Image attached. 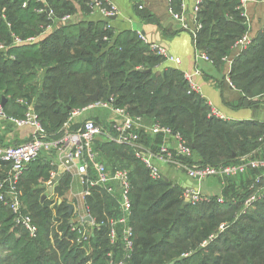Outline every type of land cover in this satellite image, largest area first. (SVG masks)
Here are the masks:
<instances>
[{
    "label": "trees",
    "instance_id": "1",
    "mask_svg": "<svg viewBox=\"0 0 264 264\" xmlns=\"http://www.w3.org/2000/svg\"><path fill=\"white\" fill-rule=\"evenodd\" d=\"M47 1L48 6L38 0H0V44L5 46L0 49V104L5 97L8 116L23 117L31 104L48 139L59 140L78 130L73 123L64 127L74 111L111 102L180 133L193 151L184 158L191 165L236 163L260 147L264 122L212 115L209 103L191 91L182 70L160 69L166 58L136 30L117 34L104 21H82L42 34L55 21L39 8H51L56 20L73 11L70 0ZM177 1L176 11L181 9ZM139 13L144 20L156 21L146 9ZM197 16L201 28L196 45L212 61L224 62L248 30L242 0H204ZM36 36L38 40L27 41ZM230 80L243 94L237 107L264 102V28L233 60ZM96 92L97 102L89 97ZM105 128L110 137L102 134V141H94L96 160L111 171L128 170L131 182L129 224L135 236L127 264H264V192L246 203L258 182L254 188L234 192L233 199L206 196L185 204L184 186L163 175L152 177L135 148L118 142L110 124ZM154 136L161 140V134ZM143 137L148 136L141 132ZM8 167L0 157V180ZM56 169L40 156L21 178L22 209L38 225L36 237L18 226L10 208L0 203V264H108L111 250L114 261L120 260L125 255L121 242L113 245L109 239V221L121 215L120 193L87 184L90 194L85 203L93 228L76 227L67 199L42 200ZM70 179L60 178L62 185L54 189L60 197Z\"/></svg>",
    "mask_w": 264,
    "mask_h": 264
},
{
    "label": "crops",
    "instance_id": "2",
    "mask_svg": "<svg viewBox=\"0 0 264 264\" xmlns=\"http://www.w3.org/2000/svg\"><path fill=\"white\" fill-rule=\"evenodd\" d=\"M72 2L73 11L70 14L71 20L69 23H79L82 21H104L107 20L97 10L89 9V1L70 0ZM118 9V13L111 20L112 29L119 34L125 30H136L143 34L148 43H155L165 48L166 51L174 58L180 59L177 64L171 60L165 59L160 65V69L165 67H174L182 70L185 75H191L193 81L199 88L198 94L203 97L211 107L220 111L227 119L233 120H255L264 122V102L250 108L237 107V103L242 98L243 94L237 89L230 80V71L233 60L239 55L241 48L236 46L227 56V59L222 63L204 59L200 56L201 51L194 40L192 33L194 25V8L197 0H180L181 9L174 10L175 1L177 0H109ZM178 2V1H177ZM244 13L247 17L248 30L246 35L251 39L258 36L264 28V0H242ZM138 5V7H137ZM143 5V8H140ZM139 9H146L155 22L144 20ZM181 16L176 18L175 15ZM64 25L63 22L56 20L51 31ZM155 52V51H154ZM206 54V53H205ZM258 98L256 97L255 100ZM1 105V104H0ZM77 114L74 116L73 124L77 125L78 129L88 120H94L97 124L102 123L105 128L106 124H112V121L117 117L116 112L109 107H103L97 103L90 106L76 110ZM105 125V126H104ZM154 123L147 117H142L141 132L148 136L143 137V145L147 150L157 152L160 145L164 142L156 140L155 134L152 132ZM77 130V129H76ZM75 131V130H73ZM33 132V128L29 125L16 127L8 121L0 120V150L9 145H19L27 142ZM108 132V131H106ZM102 135V134H101ZM99 135L98 140L102 141L103 137ZM106 135V134H104ZM110 137V134L106 135ZM160 137V136H159ZM96 138V139H97ZM262 144L250 156L253 159L264 157V139H261ZM167 144L174 147V138H168ZM60 149H52L41 154V158L45 161H50L57 169L53 171V177L62 173L68 175L70 179L69 187L64 188V196L60 197L59 193L53 190L49 191L48 183L43 194L47 195L48 199L60 198L69 200V203L74 204V214L72 219L76 225H81L92 230L94 219L89 213L85 197L89 189L85 180L87 177L95 178L96 171L92 166L87 170V176L81 170L82 162L76 160L77 166H68L63 158L68 156L70 150L69 146L62 144ZM242 156L240 160L243 158ZM239 160V161H240ZM153 163L159 168L162 175L172 182L181 184L187 190L198 191L201 195L207 197H218L224 199L227 195L228 199L234 198V192H243L247 189L254 188L257 184L259 170L249 169L246 173L236 177H225L221 175H214L204 178L203 180L191 179L187 172L178 165L170 164L160 158H154ZM109 170V169H108ZM111 173L114 171L109 170ZM62 178V177H61ZM62 185L58 181L56 186ZM116 192L120 193V183L113 182ZM254 186V187H253ZM71 198V199H70ZM87 216L92 217V221L87 220ZM87 222V223H86Z\"/></svg>",
    "mask_w": 264,
    "mask_h": 264
},
{
    "label": "built area",
    "instance_id": "3",
    "mask_svg": "<svg viewBox=\"0 0 264 264\" xmlns=\"http://www.w3.org/2000/svg\"><path fill=\"white\" fill-rule=\"evenodd\" d=\"M42 1L46 6H48L47 0H38ZM204 0H197L196 6L194 8V25L195 27L192 30L194 40L196 42V37L201 24L197 21L198 11ZM26 3H24V6ZM89 6L93 10L99 11L104 18L107 20V28H111L110 20L117 15V7L109 0H90ZM140 8H143V5H140ZM40 13L45 12L47 19L56 21L54 17V11L51 8H39ZM176 18H181V16L175 15ZM71 15L66 14L59 21L67 23L71 20ZM53 24L50 23L47 25L42 34L52 30ZM141 38L147 41L146 37L143 34H140ZM39 37H32L27 41L33 42L38 40ZM107 39V37L105 38ZM17 43H21L22 39L18 36L15 37ZM252 39L245 35L240 41H238L237 46L242 49L246 48ZM5 46L0 44V49H4ZM151 49L157 54L163 55L167 60H171L179 64L181 61L178 58L172 57L165 48L161 47L158 44L151 43ZM200 56L204 59L210 60V57L201 53ZM224 60L227 57L223 58ZM186 78L189 81L191 91L196 93L199 92L198 86L192 79L191 75L186 74ZM98 105L103 107L112 108L117 117L112 121V128L117 132V141L130 145L135 148V154L140 158L147 167L150 169L151 176L154 178H160L162 173L157 166L154 165L153 159L160 158L163 161L175 164L183 168L188 176L194 180H203L209 176L221 175L225 177H236L241 174L246 173L249 169L262 170V174L258 175L259 184L264 181V157L259 159H253L249 155L244 156L240 161L232 164H221L217 166H201V165H191L184 158L192 155L193 151L191 147L186 143L180 133L173 132L169 127L154 124L152 127V132L156 134H161L163 136L164 142L160 145L157 152L147 150L141 141V124L142 117L131 115L126 109L120 107H114L111 102H99ZM210 106V105H209ZM211 114L215 117L227 119L220 111L211 107ZM77 114L74 111L69 119L64 123V127H69L73 121L74 116ZM0 120L8 121L16 127H21L29 125L33 128L32 135L30 139L19 145H9L0 150V157L7 165L6 176L0 180V203L7 205L12 213L15 216V222L18 226H21L23 229L27 230L30 236L36 237L38 233V225L34 222L33 218L24 212L22 209L21 202V192H20V182L24 174V171L28 165L34 160L38 159L42 152L50 151L52 149L62 148V144H65L72 148L68 156L74 162L80 160L82 162L81 170L87 176V170L91 166L96 171V177L90 178L87 177L85 182L89 186H100L105 189L108 193H116V188L113 185L114 181L120 183V210L121 215L118 218L110 219V232L109 239L113 245H116L118 242H121V246L125 252V255L118 261L113 259V250L109 252L110 261L108 264H127V261L130 257V254L134 246V227L129 224V219L132 214V206L130 200V191H131V182L129 171L126 169H117L111 173L105 164L96 160V155L94 152V141L101 134L108 135V132L97 124L94 120L86 121L83 126L78 130L68 132L59 140L48 139V134L43 127L37 113L34 110L33 105L29 104L28 109L23 117H11L6 114L2 105H0ZM168 138H174L175 144L174 147H170L167 144ZM264 139V136L261 138ZM264 191V186L261 187ZM87 194H90L88 189ZM206 196L201 195L198 191L187 190L185 193V199L188 202L197 203L203 200ZM259 199L256 195L251 196L247 200V204H251ZM223 201V199H220ZM121 228V231L119 229ZM224 226L222 227V229ZM84 234H86L84 232Z\"/></svg>",
    "mask_w": 264,
    "mask_h": 264
},
{
    "label": "water",
    "instance_id": "4",
    "mask_svg": "<svg viewBox=\"0 0 264 264\" xmlns=\"http://www.w3.org/2000/svg\"><path fill=\"white\" fill-rule=\"evenodd\" d=\"M90 59V58H89ZM149 71V70H148ZM93 101H95V102H97L98 100H99V97H98V92H96V93H94V94H92V95H90L89 96ZM5 101H6V98L4 97L3 98V101H2V106L4 107V104H5ZM63 161L68 165V166H72V165H74V162H73V160L71 159V157L70 156H65L64 158H63ZM62 177V173H58V174H56L49 182H48V188H49V191L50 192H53V190H54V186H55V184L60 180V178ZM47 198V195L46 194H43L42 195V200H44V199H46ZM62 200H60V202H61ZM185 204L186 203H188V201L187 200H185V202H184ZM68 207H69V214L70 215H72L73 214V212H74V204L73 203H68ZM179 212H177L176 213V218L179 216ZM87 220H89V221H92V217L91 216H87ZM73 222V220H71V223Z\"/></svg>",
    "mask_w": 264,
    "mask_h": 264
},
{
    "label": "rangeland",
    "instance_id": "5",
    "mask_svg": "<svg viewBox=\"0 0 264 264\" xmlns=\"http://www.w3.org/2000/svg\"><path fill=\"white\" fill-rule=\"evenodd\" d=\"M100 126H102V124H101V122H100V124H99ZM141 141H142V143H144V140H143V138L141 139ZM110 169H112V167H109ZM118 169V168H117ZM257 173H258V175H260V174H262L263 172H262V170H259V172L257 171ZM262 182H264V181H262ZM262 185H264V184H262ZM261 192H264L263 191V189H261V185L258 183V189H256V191L254 192V194L257 196V194L259 195ZM61 200H63V198H60ZM71 199V198H70ZM54 203H55V201L57 202V199L55 200V197H53V199H51ZM186 200V199H185ZM69 201V200H68ZM54 203L51 205L52 207L54 206ZM71 220H73V219H71ZM73 222H74V220H73ZM79 225H77L76 227H78ZM81 226V225H80ZM87 232H88V230H86ZM87 252L89 253V252H91V249H90V247H87Z\"/></svg>",
    "mask_w": 264,
    "mask_h": 264
}]
</instances>
